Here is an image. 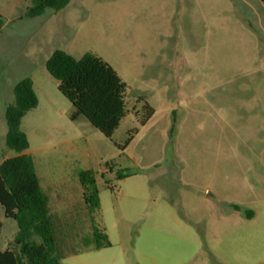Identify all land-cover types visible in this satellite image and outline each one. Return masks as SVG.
Listing matches in <instances>:
<instances>
[{"label":"rangeland","instance_id":"rangeland-1","mask_svg":"<svg viewBox=\"0 0 264 264\" xmlns=\"http://www.w3.org/2000/svg\"><path fill=\"white\" fill-rule=\"evenodd\" d=\"M32 1L0 0V164L16 156L5 110L29 77L39 103L21 128L58 238L79 248L92 233L79 174L93 171L96 225L111 242L62 264L256 263L264 255L262 1L71 0L29 19ZM58 49L102 59L126 84L127 113L111 138L83 116L71 119L75 108L46 68ZM141 96L155 110L145 126L134 111ZM0 221L5 251L18 227L1 205ZM230 223L244 236L234 249Z\"/></svg>","mask_w":264,"mask_h":264},{"label":"trees","instance_id":"trees-1","mask_svg":"<svg viewBox=\"0 0 264 264\" xmlns=\"http://www.w3.org/2000/svg\"><path fill=\"white\" fill-rule=\"evenodd\" d=\"M71 0H33L24 17L33 19L46 11L58 12ZM264 4V0H261ZM4 26L0 14V36ZM48 72L59 82L58 89L75 108L72 120L87 119L102 135L111 138L127 113V86L108 63L87 54L76 59L64 50H55L46 62ZM14 100L5 110L6 145L16 156L0 164V205L7 219L14 220L18 231L5 251H0V264H62L69 254L111 247L103 228L96 225L100 211V192L93 171H83L79 180L83 201L94 222L92 233L84 236L79 248H66L57 235L49 198L44 193L34 160L28 150L30 143L22 130L26 114L38 106L33 80L21 79L14 87ZM135 117L145 126L154 116V108L141 96L136 101ZM138 130L131 131V136ZM2 222L0 221V233ZM93 238V241L90 240ZM65 245V244H64Z\"/></svg>","mask_w":264,"mask_h":264},{"label":"crops","instance_id":"crops-1","mask_svg":"<svg viewBox=\"0 0 264 264\" xmlns=\"http://www.w3.org/2000/svg\"><path fill=\"white\" fill-rule=\"evenodd\" d=\"M230 226H231V232L229 234V242H231V249H234L235 247H237V245L244 243V236L242 234L241 235L239 234L237 230L238 224L230 223ZM233 259L234 260H232L231 264H264V255H260L256 263L254 262V260L251 259L249 260L246 257L241 259L239 258L238 259L233 258Z\"/></svg>","mask_w":264,"mask_h":264}]
</instances>
